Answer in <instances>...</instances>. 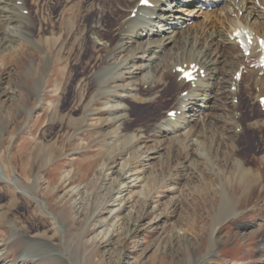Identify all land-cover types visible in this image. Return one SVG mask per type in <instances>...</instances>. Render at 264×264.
<instances>
[{
  "label": "rangeland",
  "instance_id": "374dc122",
  "mask_svg": "<svg viewBox=\"0 0 264 264\" xmlns=\"http://www.w3.org/2000/svg\"><path fill=\"white\" fill-rule=\"evenodd\" d=\"M23 3L32 33H23L24 24L14 32L12 48L0 43V264H192L193 258L194 264H264V112L254 86L233 102L241 132L229 115L204 123V160L196 163L195 155L186 157L178 147L164 149L152 162L149 184L123 204V185L102 165L120 168L130 158L123 167L139 173L144 155L152 158V146L162 141L155 126L187 88L157 89L151 108L131 109L127 100L124 113L116 106L124 92L119 88L129 87L122 72L93 99L94 75L107 65V52L95 47L91 35L112 47L122 18L113 9L122 7L106 0ZM163 80L174 82L168 75ZM38 172L34 198L21 193Z\"/></svg>",
  "mask_w": 264,
  "mask_h": 264
},
{
  "label": "bare ground",
  "instance_id": "6f19581e",
  "mask_svg": "<svg viewBox=\"0 0 264 264\" xmlns=\"http://www.w3.org/2000/svg\"><path fill=\"white\" fill-rule=\"evenodd\" d=\"M106 1L110 2L111 5L122 7L113 9V12L120 10L122 14L118 13L122 15V18L120 19V23H116L117 26L114 33L117 40L114 45L111 44L112 47L109 45L108 40L101 36L99 37L96 32L91 35L95 42V44L93 43L95 47L104 48L107 52L105 56L107 65H105V68H101L100 71L97 70L94 75L98 92L92 98H98L101 92L107 89L109 81L119 76L122 72L127 75L126 78H123V81L129 87L126 90L119 88L118 92H124H122L123 96L118 94L120 97L117 99L116 106L122 109L124 113L128 109L127 100H131L135 105L131 109L151 108L157 104L160 97L156 96L157 89L168 92L172 87L187 88L185 90L187 91L186 95H183V92L179 93L177 100H175V108L168 111L166 118L155 126V132L159 133L158 136H160L162 141H160L159 145L152 146V152L150 153L153 156L152 158H147L144 155V163H139L141 166L139 173L133 171L130 167H123L130 158L126 162L124 161V165H121L120 168L109 161H106L102 165L101 171H105L106 169L112 175L111 177H115V180L123 185L124 191H122L123 193H127L123 194L124 199L122 202L125 204L128 201V199L126 200V196L129 197L134 191L136 193L144 190L143 187L147 185H144V183L149 181L150 171L155 169L152 162L162 158V151L164 149L171 152L178 147V150L182 149L186 152V157H190L189 153L195 155L197 163L201 158L203 159L202 153L207 145V136L205 134L207 128H204V123L210 122L211 119H219L224 115H229L230 125H233L236 130L239 126L236 120L237 116L235 117L233 114L237 111V105L233 104V101L240 95L243 89L249 90L251 86H254L255 91H259L254 96L259 107L260 98H264V71L252 67L255 64L254 59L257 60L260 56L258 53L259 47L255 45L252 55L246 58L240 48H238L235 40L232 39V36L236 28L244 27L255 32L257 36L264 38V10L257 4L258 2L260 5H264V0H228L221 5H217L212 10H204V7H209L205 2L216 3L214 0H165L164 2L151 0L155 5L153 9L141 7L139 5L141 0ZM135 10H137V14L133 17ZM240 13L245 14V16L239 17ZM29 18V13L26 15L23 0H0V24L2 25L0 43L2 46H4L3 43L5 42V48H12L15 44L14 38H16L14 32L20 31L18 28H21L24 24L25 30L23 33H26L27 29L28 34L32 33L29 32L33 30L30 27L31 23L28 22ZM121 54H124L123 58L126 59L125 61L124 59L116 62L113 61V59L115 60ZM187 64H196L205 70V76L202 78L199 74L198 81L188 85V87L184 81L178 79L180 75L175 72L177 67H183ZM243 67L246 70V74L249 75V79L245 82L243 74L242 84L240 82L237 85V89L233 91V87L236 85L234 77ZM165 75H168L171 79L170 81L174 82L171 84L166 83L163 80ZM48 80L49 75L46 74L42 82H40L41 85L38 87L39 103L43 101L42 99L48 86L43 83H48ZM143 91L144 93L148 91L152 95L150 97L142 96ZM94 102L92 100L91 104H94ZM114 109L119 110L117 108ZM173 111H176V116L171 118L169 117V113ZM27 115L31 116L29 113ZM129 120L131 119L129 118ZM258 123L260 122L258 121ZM0 128H2L1 125ZM235 133L237 134L236 131ZM79 134L80 131L75 136H79ZM232 135L234 136V131H232ZM232 135L228 134L225 138L226 142L231 143V146L234 145L233 140H231ZM122 138L124 140V136ZM145 141L148 142L149 140L146 138ZM150 143L155 144V142ZM142 149L140 148L136 151ZM148 150L145 151H151ZM238 164L240 163L236 162V165ZM251 173L253 172L249 171L246 174L250 175ZM38 174L39 172L34 178H31L34 181L28 188L26 187L27 189H22L21 193H26L28 196L34 198V195L38 193L42 179H40ZM5 180L14 183L16 187L18 186L17 180L8 178ZM222 185L224 184L222 183ZM250 189L255 190L253 187ZM143 192L142 195H144ZM223 195L225 198V192ZM225 209H222L223 213L229 212V209ZM231 216L234 217V215ZM14 225L15 223H12V226ZM105 235L107 237V234ZM34 240L37 241L35 238ZM260 246V248L264 247V243H260ZM212 250L213 253L216 252L215 249ZM194 259L191 261L192 264H194Z\"/></svg>",
  "mask_w": 264,
  "mask_h": 264
},
{
  "label": "snow or ice",
  "instance_id": "6c2138e0",
  "mask_svg": "<svg viewBox=\"0 0 264 264\" xmlns=\"http://www.w3.org/2000/svg\"><path fill=\"white\" fill-rule=\"evenodd\" d=\"M148 2V0H141V3H147Z\"/></svg>",
  "mask_w": 264,
  "mask_h": 264
}]
</instances>
